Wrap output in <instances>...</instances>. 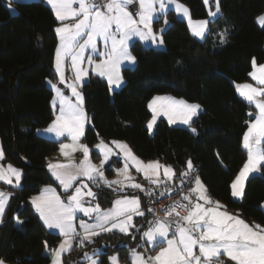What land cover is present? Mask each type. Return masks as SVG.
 <instances>
[{
	"label": "trees",
	"instance_id": "1",
	"mask_svg": "<svg viewBox=\"0 0 264 264\" xmlns=\"http://www.w3.org/2000/svg\"><path fill=\"white\" fill-rule=\"evenodd\" d=\"M179 1L188 6L194 19L208 17L204 0ZM219 4L221 13L210 21L204 40L195 38L187 22L172 11L156 19V31L164 19L170 22L162 33L165 48L134 42L131 49L137 64L123 69L125 83L119 89L112 91L105 79L91 74L82 87L90 118L83 140L94 158L100 139L125 140L141 159H158L179 173L191 159L214 200L248 223L264 226V166L248 178L242 200L232 196L230 187L248 158L242 137L256 112L235 85L250 80L253 58L264 62V26L256 21L264 13V0H219ZM210 7L214 8L213 1ZM57 24L45 0H0V139L4 161L23 172L22 185L11 189L13 198L0 224V259L15 264H49L50 251L61 239L47 230L31 204L32 196L44 185L55 183L48 161L59 143L37 131L47 128L54 117L53 91L47 80L57 81ZM225 31L227 42L221 43L220 34ZM161 93L199 103L203 110L188 127L169 125L162 118L150 134L147 105L152 96ZM106 170L112 175L114 166ZM92 184L101 207L111 205L119 194L107 185L98 188ZM0 189L10 188L0 182ZM144 198L146 209L145 194ZM146 213L148 220L142 224L138 219L139 230L128 235L101 234L83 246L77 239L63 264H84V254L96 249L102 264H110L113 253L130 264V252L140 247L142 230L151 219L147 209Z\"/></svg>",
	"mask_w": 264,
	"mask_h": 264
},
{
	"label": "snow or ice",
	"instance_id": "2",
	"mask_svg": "<svg viewBox=\"0 0 264 264\" xmlns=\"http://www.w3.org/2000/svg\"><path fill=\"white\" fill-rule=\"evenodd\" d=\"M60 26L55 29L60 43L55 52V70L59 74L60 81H65L63 62L71 59V67L74 70V81L68 84L76 102L65 96L57 85L52 87L56 97L52 101L55 109L59 101V111L51 124L44 131L54 133L56 137L70 138L71 143H61L60 152L66 158L77 151L83 153V159L78 165L49 163L48 168L53 176L59 181L65 193L74 188L71 194L61 199L56 190L51 187L42 189L39 196L31 198V204L39 214L40 219L49 229L59 230L63 237L58 248L50 251L52 264H62L61 254L68 252L72 242L79 238V245L85 242H93V238L102 232L118 229L120 232L129 234L134 216H143L140 207V199L136 196H125L113 201L109 209H101L99 203L93 204L96 193L85 183L102 181L108 187L119 185L116 191L124 188H134L145 192L149 196L164 186L165 191L160 192L163 196L167 192L174 191L171 181L177 176L172 165L162 164L158 159L143 161L137 157L132 149L123 141L113 140L110 144L119 149L124 159V166L115 169L118 179L108 180L104 176L103 166L114 154L113 149L103 139L95 145L103 159L99 166L92 163L86 144L80 143L84 136L85 125L90 122L83 108V95L78 91V85L88 75V70L82 67L85 59L91 65L92 57H85L86 49L97 51V39L102 38L106 49L111 43L110 49L99 53L105 57L95 64L98 75L106 77L109 87H119L123 78L119 74V65L123 61L135 63L136 57L132 56L128 49V40L138 36L141 40L151 41L156 45H163V36L153 30V21L158 19V13H165L167 4H175V10L182 13L188 20V27L192 34L204 38L207 31V20L193 21L189 9L176 2V0H46ZM207 5L209 0H204ZM78 5L74 7L73 5ZM138 5V6H137ZM131 7V11L129 8ZM219 0H215V11L208 12L210 17H215L219 12ZM260 25L264 26V14L258 18ZM71 20V23L66 21ZM165 20V24H167ZM163 32V29L160 30ZM226 31L220 34L221 43H226ZM82 41V42H81ZM252 71L249 77L258 86L251 83L236 84V90L249 104H254L255 118L247 124L243 134V147L247 150L248 158L240 172L231 183L233 197L242 198L244 184L249 174L257 170L258 166H264V64H257L253 58ZM147 107L151 110V119L147 122V130L152 132L158 118L164 116L169 125L180 122L190 125L194 116L198 114L201 106L188 103L185 100H177L170 96H154ZM250 115H253L250 113ZM196 132L195 128L191 129ZM4 157L3 149H0V160ZM75 167L74 175H67L60 169ZM130 167L135 168L138 174L152 187L145 188L135 182V177L129 174ZM195 171L192 160L186 161V168L179 173L180 187L188 182L190 187L187 192H181V199L174 200L170 205L163 207L164 216H157L153 221H148L146 231L140 238L153 246L155 255L146 256L142 252L132 249L130 252L131 264H217L221 255L227 256L236 264H264V226L249 224L241 219L238 214L230 213L219 201H213L208 195L207 188L199 175L194 178L191 173ZM22 170L8 164L7 167L0 164V181L7 184L20 185ZM76 182H79L78 186ZM11 193L0 190V218H2L7 201ZM86 197L91 199H85ZM186 202V203H185ZM85 204L88 206L86 207ZM177 209H184L187 214L181 216ZM149 211H152L149 209ZM78 212L92 218L93 223L84 220L79 222L82 233L76 230L75 218ZM175 217V218H173ZM2 222V221H0ZM163 244L165 246L160 247ZM99 250H93V255L87 252L83 259L88 264H102L98 259ZM111 264H118V257L108 258ZM0 264H5L0 259ZM223 264V261H219Z\"/></svg>",
	"mask_w": 264,
	"mask_h": 264
},
{
	"label": "crops",
	"instance_id": "3",
	"mask_svg": "<svg viewBox=\"0 0 264 264\" xmlns=\"http://www.w3.org/2000/svg\"><path fill=\"white\" fill-rule=\"evenodd\" d=\"M7 1H10V2H18V1H23V0H7ZM211 1L214 2V8H211V7H210ZM45 2H46V0H45ZM176 2L179 3V4H182V5H184V6H186V7L188 8V6L185 5L184 3H182L181 1L176 0ZM46 4L51 8V6H50L47 2H46ZM73 6H74V7H77L78 5L74 4ZM137 6H138V5H137ZM206 6H207V8H208L209 10L211 9L212 11H215V0H209V3H208ZM188 9H189V8H188ZM129 10H130V11L132 10L131 7L129 8ZM170 11L174 12L175 15H176L178 18L185 20V21L187 22V24H188V20H187V18L184 17L182 13H178V12L175 10V4H167V7H166V11H165V13H158V14H157V15H158V18L161 17V16H163V15H165V14H167V13L170 12ZM189 12H190V9H189ZM220 13H221V11H220L215 17H210V16L208 15L207 18H203V19H194V18L192 17V15H191V12H190V15H191V18H192L193 21H198V20H207V21H208L207 31H206V33H205L204 38H199V37L194 36L193 34H192V35H193L195 38L199 39V40H204L205 37H206V35H207V33H208V30H209V23H210V21L215 20V19L220 15ZM165 20H166V19L163 20V23H161L160 26L164 25ZM57 21H58V20H57ZM155 21H156V19H154V21H153V25H152L154 31H155ZM168 21H169V20H168ZM66 22L71 23L72 21L69 20V21H66ZM60 24H61V22L58 21V24H57L56 28L59 27ZM159 30H160V28H159ZM189 30H190V29H189ZM155 32H157V31H155ZM190 32H191V30H190ZM191 33H192V32H191ZM57 36H58V34H57ZM136 41H139V42H140L141 44H143L145 47H151V46H153V47L156 48V46H159V45L153 44L150 40H149V41H144V40H141L138 36H133V37H131V38L128 40V49H129V52L131 53L132 56H135V55H134V53L132 52L131 46H132V44H133L134 42H136ZM81 42H82V41H81ZM59 43H60V40H59V36H58V44H59ZM58 44H57V45H58ZM160 46H162V45H160ZM110 47H111V43L109 42V44H108V46H107V49H110ZM56 48H57V47H56ZM158 48H161V47H158ZM107 49H106V46H105V43H104L103 39H102V38H98V39H97V51L93 52L91 49H86V50H85V53H84L85 57L91 56V57H92V60H93V63L90 65V64L87 62V59H85L84 63L82 64V67H83V68H86V69L88 70V75H87L86 77H84V78H83V81L80 82L79 85H78V91H80V92L82 93V95H83L82 87H83V85L89 80V77H90L91 74L97 75V76H99V77H101V78H103V79H105V80L107 81V78H106V77H102V76L98 75L97 72L94 70V69H95V64H96V63H99L101 60L105 59V57L100 56L99 53L105 52ZM136 64H137V59H136L135 63H132V62H129V61H123V62L120 63V65H119V74H120V76H122V78H123V83H122L119 87H113V88H111L112 91H115V90L119 89L120 87H122V86L124 85L125 81H124V77H123V69L126 68V67L134 68V67L136 66ZM257 64H264V62H263V63H257ZM54 69H55V59H54ZM63 71H64V75H65V81H64L63 83H61V81H60V77H59V74L56 72V70H55V73H56L57 81H52V80H50V79L47 80V85H48V86L52 89V91H53L52 101H53V99L56 97V92H55V90H54L53 87H52V85L55 84V85H57V87L60 88V90L63 92V94H64L65 96H67L68 98H70V99L73 101V103H75V102H76V97L72 95V91H71V89L68 87V84L73 83V81H74V76H75L74 70H73V68L71 67V59H70V58H67V59L64 60V62H63ZM107 82H108V81H107ZM60 83L63 85V87H60V86H59ZM242 83H251V84H253V86H258V85L256 84V82H255L254 80H252L251 78H250L249 81L242 82ZM236 84H241V83H236ZM66 91H68V92H66ZM154 96H170V97H174V98L177 99V100H185V101H187L186 99H184V98H182V97H177V96H174V95H172V94H170V93L155 94ZM154 96H152V98H153ZM152 98L150 99V101L152 100ZM242 98H243V97H242ZM243 99H244V98H243ZM244 100H245V99H244ZM52 101H51V105H52ZM245 101H246V100H245ZM187 102H188V103L199 104V103H196V102H190V101H187ZM199 105H200V104H199ZM252 105H254V104H252ZM200 106H201V105H200ZM254 106H255V105H254ZM83 108H84V111H85L86 114H87V111H86V109H85V105H84V95H83ZM52 110H53V114H54V117H53V119H54V118H55V115L58 114V111H59V101H57V105H56V108H55V109H54L53 106H52ZM202 110H203V108H202V106H201L200 110L198 111V114H200V113L202 112ZM150 111H151V110H150ZM256 111H257V110H256ZM198 114H197V115H198ZM197 115H196V116H197ZM87 116H88V114H87ZM196 116H194V117L192 118V120H193ZM162 118L165 119V120H167V118L164 117V116H161L160 118H158V120H160V119H162ZM254 118H255V117H254ZM192 120H191V122H192ZM252 120H253V119H252ZM191 122H190V124H191ZM88 125H89V123H87V124L85 125L84 134H85V132H86V129H87ZM172 125L185 126V127H188V126H189V125H184V124H182V123H180V122H177L176 124H172ZM48 127H49V126H48ZM48 127H47V128H48ZM47 128L39 129V130L37 131L38 135L41 136V137H44V138H48V139H51V140H55V141H57V142L59 143V146H60L61 143H71L70 138L66 139V138H64V137H56L54 133H48V132L44 131V130L47 129ZM83 139H84V136L81 138L80 143H82V144H86V143L84 142ZM100 140H101V139H100ZM100 140H99V142H100ZM103 141H107V140H104V139H103ZM111 141H113V140L107 141V143H110ZM99 142H98V143H99ZM262 142H263V141H262ZM109 145H110V147L113 149V153H114V154L110 157L109 161H108L103 167L107 168V166H109V165L114 166V170H113V173H112L111 176H115V175H116V171H115L116 168H115V166H116V167H118V166L121 167V166L123 165V162H124V161H123V156H122V154L119 153V149L116 148L115 145H112V144H109ZM59 146H58V149H57V151L55 152V154L49 159L48 164H49V163H53V164H56V163H60V164H69V162L71 161L72 164H74V165H78L79 162L83 159V153L80 152V151L74 152V153L71 154V157H70V158H66L65 156H63V155L61 154ZM0 149H3V148H2L1 139H0ZM89 149H90L89 157H90L92 163H94V164H96V165L99 166V164H100V160L103 159V156L100 154L99 150L96 149L97 152H98V157H97V158H94V157L92 156L91 148H90V147H89ZM3 152H4V150H3ZM135 155H136V154H135ZM137 157H138V156H137ZM4 158H5V157H3L2 160H0V164L4 165L5 167H7L8 164L13 165V164L10 163V162H5V161H4ZM153 160H154V159H153ZM146 161H150V160H146ZM246 161H247V160H246ZM161 163H162V162H161ZM13 167L20 169L19 167L15 166V165H13ZM261 167H262V166H258L257 170L251 172V173L249 174L248 178H249L250 176L254 175L255 173H258V171L261 169ZM173 168H174V167H173ZM48 169H49V168H48ZM174 169H175V168H174ZM21 170H22V169H21ZM175 170H176V169H175ZM240 170H241V169H240ZM49 171H50L52 177L54 178L55 183L44 185V186L41 188V190H40L37 194L33 195L32 197H34V196H39V195L41 194L42 189H44L45 187H51V188H54V189L56 190V193H57L58 195H60L61 199H66L67 195H68V194H71V191H74V188L71 189V190H69L68 193H65L63 187L60 186L59 181L56 180V178L53 176V174H52V172H51L50 169H49ZM59 171L65 173V174H67V175H74V174L76 173L77 169H76L75 167H68V168H66V169H60ZM239 172H240V171H239ZM236 176H237V175H236ZM22 177H23V172H22ZM22 177H21V181H20V185H19V186H16L14 183H13V184H7V183L4 182V181H0V182H2L3 184H5L8 188H10V189H6V190H4V189H0V190H3V191L6 192V193H11V196H10V198H9L8 201H7V205H6V207H5V210H4V213H3L2 218H0V221H3L4 215H5V213H6L7 209H8V207H9V204H10L12 198H13V191H12L11 189H13V190H14V189H18V188L22 185ZM81 179H83L85 182L87 181V180H86L85 178H83V177H82ZM234 179H235V178H234ZM137 180H138V181H141V182H142V185H143L145 188H148V187L150 188V187H152V186H150V185L148 184V182L144 179V177H143L142 174H138V173H137ZM247 180H248V179H247ZM175 181H176V182H179V181H180V178L176 179V177H174L173 180H172V182H175ZM87 182H88V181H87ZM89 183L92 184V182H89ZM76 184H77V186H78L79 182H76ZM92 185H93V184H92ZM93 187H94V186H93ZM112 188H114V189L116 190V188H118V185H113ZM117 192H118L119 194L114 198V200H116V199H118V198L122 199V198L125 197V196H128V197L136 196V197H138V198L140 199V207H141V210L144 212V215H143V216H134V217H133V221H132V222H133V224H135L136 227H134V228H130V230H129V234H130L131 231H132L133 229L139 230V228H140V226H141V222L139 223V222L137 221L138 219L142 221V224H144L143 222H145L146 220H148L147 217L149 218V215H147V213H146L145 204H144V203H145L144 194L146 195V193H145V192H142V191H140V190H138V189L127 188V187L124 188L123 191H117ZM207 192H208V191H207ZM95 193H96V190H95ZM208 194H209V193H208ZM209 196H210V195H209ZM210 197H211V196H210ZM234 198H235V197H234ZM85 199L87 200V199H91V198L86 197ZM211 199H212L213 201H216V200H214L212 197H211ZM235 199H236V198H235ZM114 200H113V201H114ZM95 203H98V202H97V197H96L95 201H93V204H95ZM112 203H113V202H112ZM85 206L87 207L88 205L85 204ZM100 207H101V206H100ZM111 207H112V204L109 205V206H107V207H101V209H109V208H111ZM262 207H263V209H264V203L262 204ZM34 209H35V208H34ZM35 211H36V210H35ZM229 212H231V211H229ZM36 213H37V212H36ZM232 213H237V214H239L238 212H232ZM37 214H38V213H37ZM38 215H39V214H38ZM239 215H240V214H239ZM240 216H241V215H240ZM81 220H84V221H86V222H88V223H93V222H94V221L92 220V218L85 216V215H84L83 213H81V212H78V213L76 214V218H75L76 230H77L78 233H82V230L79 228V222H80ZM17 221H18V223L21 222L20 219H18ZM41 221H42V220H41ZM150 221H152V220L150 219ZM245 221H246V220H245ZM42 222H43V221H42ZM246 222H247V221H246ZM1 223H2V222H0V224H1ZM247 223H248V222H247ZM43 224H44V222H43ZM249 224H250V223H249ZM44 225H45V224H44ZM250 225H251V224H250ZM45 227L47 228L46 225H45ZM147 227H148V225H147L146 227L143 228L142 232H143V231H146V230H147ZM47 230L50 231V232H55V233H58V234H59V230H57V229H49V228H47ZM107 233H120V234L128 235V234H125V233L120 232L118 229H114V230H112V231H108V232H102L101 234H107ZM101 234H100V235H101ZM60 236H61V235H60ZM98 236H99V235H98ZM96 237H97V236H96ZM94 238H95V237H94ZM77 239H79V238H77ZM77 239H76V240H77ZM76 240H74V241L72 242V247H73V245H74V243H75ZM61 241H62V236H61V239H60V241H59V243H58V246H59V244L61 243ZM58 246H57V248H58ZM163 246H165V245H163V244L160 245V247H163ZM72 247H71V248H72ZM158 250H159V248H156V249H155V251H158ZM136 251H137V252H142V253H144L146 256H152V255H155V251L153 250V246H152L151 244H149V243H146L144 240L141 241V245H140L139 248H136ZM90 252H92V251H90ZM66 253H67V252L61 254L62 264H63V257H64V255H65ZM113 254H114V253H113ZM221 256H222V258H219V260L223 261V264H224V262H225V261H224L225 255H221ZM130 259H131V256H130ZM109 262H110V260H109ZM5 263H6V264H15V263H10V262H5ZM235 263H236V262H235ZM49 264H52V261H50ZM130 264H131V262H130ZM217 264H219V261H217Z\"/></svg>",
	"mask_w": 264,
	"mask_h": 264
},
{
	"label": "built area",
	"instance_id": "4",
	"mask_svg": "<svg viewBox=\"0 0 264 264\" xmlns=\"http://www.w3.org/2000/svg\"><path fill=\"white\" fill-rule=\"evenodd\" d=\"M196 175H198V170H195L194 172L191 173V176L193 178ZM170 183H171V186L174 188V191H172V192H167V193H165V195L161 196L160 192H164L165 191L164 186H161V188H159L155 192V194H153L151 196L146 194L147 200H148V204L146 206V209L150 213L152 221L157 216L163 217L164 216L163 207L166 206V205H170L174 200H180L181 199V192L182 191L183 192H187L188 188L190 187L188 182H185L182 188L180 187V181L177 182V183H174V182L171 181ZM94 184L98 188H102V187L106 186L102 181H97ZM149 209H151L152 211H149ZM177 210L180 212L181 216L187 214V212L184 209H177ZM173 218H175V217H173Z\"/></svg>",
	"mask_w": 264,
	"mask_h": 264
},
{
	"label": "rangeland",
	"instance_id": "5",
	"mask_svg": "<svg viewBox=\"0 0 264 264\" xmlns=\"http://www.w3.org/2000/svg\"><path fill=\"white\" fill-rule=\"evenodd\" d=\"M23 1H33V0H23ZM10 7V9H11V12L13 13V14H15L16 13V11H15V9L12 7V6H9ZM262 14H264V13H262ZM262 14H260V15H262ZM259 15V16H260ZM258 16V17H259ZM257 17V18H258ZM167 20V19H166ZM256 21H257V23L259 24V22H258V19H256ZM167 24H165V22H164V25H162V26H160V30L161 29H163V31L168 27V25L170 24V22L167 20ZM260 25V24H259ZM260 26H262V25H260ZM263 27V26H262ZM157 31V33H159V34H161L162 35V33L163 32H161V31ZM156 31V30H155ZM163 36V35H162ZM158 47H161V48H159V49H163V48H165V43L162 45V46H156V48H158ZM151 119V118H150ZM149 119V120H150ZM158 121L159 120H157V122H156V124L154 125V127H153V130H152V132L150 133V134H152L153 132H154V130H155V127H156V125H157V123H158ZM117 141H123V142H125V143H127V145L132 149V147H131V145L127 142V141H125V140H117ZM105 143H107V141H104ZM108 144H110V143H108ZM109 147H110V145H109ZM132 151H133V153L135 154V152H134V150L132 149ZM137 156V155H136ZM140 158V157H139ZM141 159V158H140ZM141 160H143V159H141ZM154 160H157V159H154ZM123 161H124V159H123ZM143 161H145V162H147L146 160H143ZM162 164H164V163H162ZM124 166V162H123V165L121 166V167H116L115 166V168L117 169V168H122ZM103 172H104V176L108 179V180H114V179H118L119 177L117 176V173H116V175L115 176H111V175H109L108 174V172H107V170H106V168L105 167H103ZM260 172V170L258 171V173ZM129 174L131 175V176H133V177H135V182L136 183H140V184H142V182L141 181H138L137 180V172H136V170H135V168H132V167H130V169H129ZM255 174H257V173H255ZM201 179V178H200ZM248 179V178H247ZM85 182V181H84ZM203 182V181H202ZM246 182H247V180L245 181V184H244V192H245V186H246ZM85 183H88V186L92 189V191L93 192H95V187H93V185L92 184H90L89 182H85ZM204 184V183H203ZM205 185V184H204ZM118 187H119V185H118ZM209 195V194H208ZM243 197H244V195H243ZM243 197L242 198H240V197H235L237 200H242L243 199ZM66 200V199H65ZM230 213H232V212H230ZM233 214H237V213H233ZM239 215V214H238ZM240 216V215H239ZM240 218L241 219H243L241 216H240ZM244 220V219H243ZM246 222V221H245ZM62 239H63V237H62ZM89 255H93V251L92 252H87ZM99 253H100V251H99ZM98 253V259L100 260V254ZM111 256H116V257H118V264H124L122 261H121V259H120V257H119V255H118V253H114V254H111L109 257H111ZM220 258H222V256H220ZM226 259H229L227 256H225V258H224V261L226 260ZM82 260H84V264H88V261L86 260V259H82ZM219 261H221V260H219ZM235 262V261H234ZM6 264V263H5ZM110 264H111V261H110Z\"/></svg>",
	"mask_w": 264,
	"mask_h": 264
},
{
	"label": "water",
	"instance_id": "6",
	"mask_svg": "<svg viewBox=\"0 0 264 264\" xmlns=\"http://www.w3.org/2000/svg\"><path fill=\"white\" fill-rule=\"evenodd\" d=\"M59 86L63 87V85L61 83L59 84ZM66 92H68V91H66ZM177 174H179V172H177ZM224 264H236V263L234 261H230V259H226Z\"/></svg>",
	"mask_w": 264,
	"mask_h": 264
}]
</instances>
